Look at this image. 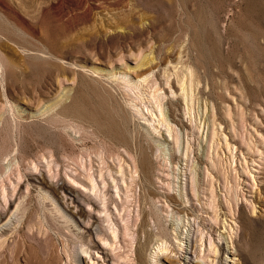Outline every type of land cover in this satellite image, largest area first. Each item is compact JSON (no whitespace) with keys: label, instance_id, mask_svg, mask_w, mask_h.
I'll use <instances>...</instances> for the list:
<instances>
[{"label":"rangeland","instance_id":"374dc122","mask_svg":"<svg viewBox=\"0 0 264 264\" xmlns=\"http://www.w3.org/2000/svg\"><path fill=\"white\" fill-rule=\"evenodd\" d=\"M180 78L191 86L189 105ZM108 90L132 114V129L161 131L152 184L135 145L114 147L91 125L90 105ZM263 109L264 0H0V203L13 193L19 201L0 226V262L264 264ZM63 183L101 206L86 202L79 221L56 191ZM142 195L156 214L145 231ZM91 213L120 244L90 236ZM32 233L49 240L51 256L32 257Z\"/></svg>","mask_w":264,"mask_h":264},{"label":"bare ground","instance_id":"6f19581e","mask_svg":"<svg viewBox=\"0 0 264 264\" xmlns=\"http://www.w3.org/2000/svg\"><path fill=\"white\" fill-rule=\"evenodd\" d=\"M124 2V1H123ZM84 12H85V10H84ZM94 15V14H93ZM138 32L136 31V30H133V33L131 34L132 35V37L135 35L136 36V34H137ZM134 38V37H133ZM135 41V40H134ZM167 41V40H166ZM40 42V41H39ZM179 47L181 46L180 44L178 45ZM178 46H177V48H178ZM182 47V46H181ZM47 50V49H46ZM174 50V49H173ZM182 50V49H181ZM180 50V51H181ZM170 51V50H169ZM177 51V50H176ZM172 52V51H171ZM182 52V51H181ZM168 53V52H167ZM53 54V53H52ZM173 55V54H172ZM183 56V55H182ZM169 57V56H168ZM186 57V56H185ZM148 58V57H147ZM165 58V57H164ZM163 58V59H164ZM191 58V57H190ZM145 59V58H144ZM159 59V58H158ZM162 59V60H163ZM166 59V58H165ZM185 59V58H184ZM167 60V59H166ZM169 60H171V59H169ZM180 60H181V58H180ZM186 60V59H185ZM188 60V59H187ZM156 60H155V58H153L152 59V63H154ZM172 61V60H171ZM13 62V61H12ZM166 62V61H165ZM179 63H180V61H179ZM181 63H182V61H181ZM11 64H13V63H11ZM9 65V64H8ZM164 65H166V64H164ZM150 66H151V64H150ZM173 66V65H172ZM14 67V66H13ZM158 67H159V64H158ZM184 68H186V67H184ZM153 69V68H152ZM175 69L177 70V67H175ZM180 69H181V67H180ZM179 69V70H180ZM190 69V68H189ZM167 70V69H166ZM169 70V69H168ZM174 70V69H173ZM175 70V72L177 73V71ZM188 70V69H187ZM207 70V69H206ZM182 71V70H181ZM169 72V71H168ZM190 72H191V70H190ZM193 72V71H192ZM201 72V71H200ZM165 74H167L166 72H164ZM184 73V72H183ZM169 74V73H168ZM179 74V73H178ZM193 74V73H192ZM115 75V74H114ZM146 75V74H145ZM149 75V74H148ZM180 75V74H179ZM186 75V74H185ZM185 75H182V77L184 78V79H186L185 78ZM191 75V74H190ZM144 76V75H143ZM169 76H171V75H169ZM173 76V75H172ZM175 76V75H174ZM127 77V76H126ZM177 77V76H176ZM179 77V76H178ZM187 77V76H186ZM146 78H148V77H146ZM145 78V79H146ZM168 78H171V77H168ZM181 79L180 78V80H179V83L182 85L181 87H182V89L181 90H183V92H185L186 93V95L184 94V96L185 97H183L185 100H186V102L185 103H187L188 105H189V96H190V93H189V88H191V86H189V88H188V86L186 85V81H184V79ZM142 79V78H141ZM188 79V78H187ZM186 79V80H187ZM132 80V79H131ZM147 80V79H146ZM145 80V81H146ZM188 81V80H187ZM189 81H191V80H189ZM194 81V80H193ZM145 84V83H144ZM179 84V85H180ZM195 84V83H194ZM192 86H193V84H191ZM197 85H198V83H197ZM157 87V86H156ZM194 87V86H193ZM113 90H115L116 91V87L114 88V87H111ZM151 88H152V86H151ZM197 88V89H196ZM195 89L196 90H199L198 88L199 87H196ZM127 89V88H126ZM136 90V89H135ZM139 90V89H138ZM149 90H150V88H149ZM152 90H153V88H152ZM191 90V89H190ZM194 89H192V91H193ZM195 90V91H196ZM100 91V90H99ZM98 91V92H99ZM162 91V90H161ZM155 92V91H154ZM160 92V91H159ZM158 92V93H159ZM103 93V92H102ZM135 93H137V92H135ZM173 93V92H172ZM176 93V92H175ZM139 94V93H138ZM155 94V93H154ZM192 94H194V93H192ZM131 95H133V94H131ZM148 95V94H147ZM151 95H152V93H151ZM156 95V94H155ZM79 96H80V94H79ZM116 96V95H115ZM158 96V94L155 96V98ZM160 96V95H159ZM158 96V97H159ZM161 96H163V95H161ZM160 96V97H161ZM94 97V96H93ZM135 97V96H134ZM143 97V96H142ZM153 97H154V95H153ZM153 97L151 96V98L153 99ZM159 97V98H160ZM100 98H101V96H100ZM137 98V97H136ZM193 98V97H192ZM141 99V98H140ZM156 99H158V98H156ZM151 100V99H150ZM153 100H155V99H153ZM159 100V99H158ZM163 100V99H162ZM191 100V99H190ZM193 100V99H192ZM138 101V100H137ZM156 101V100H155ZM154 101V102H155ZM139 102H141L140 100H139ZM157 103H159V102H157ZM251 103V102H250ZM255 103V102H254ZM140 104V103H139ZM257 104H259V102L257 103ZM263 104V103H262ZM174 105V104H173ZM186 105V104H185ZM253 105H255V104H253ZM261 105V104H260ZM135 106H137V107H139V105L138 104H135ZM144 106H145V104H144ZM153 106V105H152ZM162 106V105H161ZM187 106V105H186ZM188 107V106H187ZM252 107V106H251ZM254 107H256V106H254ZM254 107H253V110H254ZM78 108V109H77ZM250 108V107H249ZM145 109V108H144ZM150 109H151V107H150ZM154 109H158V108H154ZM189 109H191V108H189ZM252 109V108H251ZM90 110H91V113H92V117H89L90 118V122H91V125L94 127L93 129L95 130V132L97 133V135L99 134L103 139H105V140H108L109 142H111L112 144H113V146L115 147H120V146H125V147H129V149H130V147H132V145H135V148H136V150H137V158H138V164H139V167H140V171H141V174L143 175L142 176V178L144 179L143 181H145V182H149V183H151L152 184V177H151V175H152V167L154 166V159H153V153H154V149H155V146L153 145V144H155L156 143V140H157V137H160V134H158L157 132H161V131H158V128H155L154 129V131H157V132H152L151 131V129H149V130H147L146 131V133H144L143 131H141L139 128H135V129H132V126L134 127V119H133V116H132V114H130V112L125 108V106H123L122 105V103L119 101V100H114L113 99V95H112V92L110 93V91L108 90L107 92H106V95H104L101 99H99L98 101H93V105H90ZM147 110V109H146ZM188 110V109H187ZM264 110V109H263ZM148 111H150L149 109H148ZM76 112H78L79 114H81L82 116H84L85 114H86V112H85V110L84 109H82V108H80L79 106H76ZM136 112H137V110H136ZM155 112H156V110H155ZM158 112H159V110H158ZM188 112H189V110H188ZM161 113H162V115L164 114L163 113V111L161 110ZM171 114H172V110H171V112H170ZM191 113V112H190ZM264 113V112H263ZM136 114V113H135ZM141 114L142 115H146L147 113H145L144 112V110H142V112H141ZM174 114V113H173ZM137 115H138V113H137ZM140 115V114H139ZM157 115H158V113H157ZM157 117V116H156ZM163 117H164V115H163ZM147 118V117H146ZM150 119H146L147 120V122L145 123V124H149L150 123V121H151V117H149ZM162 118V117H161ZM82 119V118H81ZM163 119V118H162ZM166 119V118H165ZM156 121V120H155ZM158 121V120H157ZM159 121H161V120H159ZM181 122V121H180ZM152 123V122H151ZM155 123V122H154ZM153 123V124H154ZM162 123V122H161ZM166 123V122H165ZM182 123V124H181ZM180 124L182 125V126H184V127H188V125H186V124H184V122H181ZM151 125V124H150ZM159 125V124H158ZM161 125V124H160ZM165 125V124H164ZM155 126H156V124H155ZM154 126V127H155ZM165 126H167V124L165 125ZM169 127H170V125H168ZM169 127H167L169 130L171 129V128H169ZM146 128V127H145ZM172 130V129H171ZM170 130V131H171ZM95 133V134H96ZM171 135V134H170ZM99 138V137H98ZM101 139V138H100ZM102 139V140H103ZM227 140V139H226ZM160 141V140H159ZM161 142V141H160ZM110 143V144H111ZM44 144V143H43ZM112 146V145H111ZM158 146V145H157ZM158 147H160V146H158ZM160 148H158V150H159ZM5 155V154H4ZM3 155V156H4ZM165 155V154H164ZM165 157V156H164ZM201 159H202V157H201ZM2 172H3V170H2ZM91 177H94L93 175L91 176ZM5 178V177H4ZM8 178V177H7ZM38 179H41L40 181H39V183H40V185H43L46 189H52V186L54 187V185L52 184V183H49L48 182V180L45 178V177H38ZM33 180V179H32ZM36 182H38V180H36V179H34ZM92 181H94L95 182V180H92ZM116 181V180H115ZM114 181V182H115ZM94 182H93V185H94ZM2 183V182H1ZM27 183V182H26ZM96 184V183H95ZM100 185V184H99ZM2 186V185H1ZM23 186V185H22ZM99 187V186H98ZM102 187V186H101ZM112 187V185H110V183H109V188H111ZM118 187V186H117ZM128 187V186H127ZM82 188V187H81ZM92 188V187H91ZM54 189H56V188H54ZM57 189L58 190H56V191H59L60 192V190H63L65 193H66V195L64 194L63 195V199H65V205H67L68 206V208L70 209V208H75V209H78L77 211H75V212H73V210H71L70 209V212H72L73 214H75V218H77L79 221H81V222H84V220L82 219L83 218V216H81V215H83V213L84 212H86V209H85V207L84 206H86V202H88V203H93L95 206H101L99 203H98V201L97 200H95L93 197H92V195H90V193H89V195L87 194V195H82V194H79V193H77L76 191H74V188H73V186H68L66 183H63V184H61L60 186H57ZM94 189H95V186H94ZM93 189V190H94ZM104 189V188H103ZM96 190V189H95ZM94 190V191H95ZM100 190H102V189H100ZM99 190V191H100ZM109 190V189H108ZM104 191V190H103ZM102 191V192H103ZM53 192H55V191H53ZM96 192V191H95ZM58 193V192H57ZM97 193V192H96ZM119 193V192H118ZM156 193V191L154 190V189H152V188H149V190H148V194L149 195H153L154 196V194ZM20 194H21V192H20ZM58 195V194H57ZM155 197V196H154ZM62 198V197H61ZM170 198V200L173 202V204H175V205H179L178 204V202L176 201V200H174V197H169ZM168 198V199H169ZM17 197H15L14 196V193L11 195V198H7V199H5V204H3V206H2V204L0 203V226L4 223V221L5 220H7L6 218H8V216H9V214L11 213V211H12V208L17 204V202H19V201H17ZM63 199H62V201H63ZM116 199V198H115ZM103 200H104V198H103ZM105 203V202H104ZM114 203V202H113ZM141 204L144 206V208L141 210V215H142V218H143V220H142V223H141V226H140V230L141 231H145L146 230V227L147 226H149L148 224V216L149 215H153V216H155L156 217V214L154 213V212H150V211H148L146 208H145V206L146 205H149L150 204V201H149V199H148V197L147 196H145V195H142L141 196ZM64 205V206H65ZM20 206V205H19ZM238 206V205H237ZM24 207V209H25V206H23ZM103 207V206H102ZM23 209V210H24ZM98 209V208H97ZM22 210V209H21ZM35 210V209H34ZM25 211V210H24ZM28 211V210H27ZM186 211V210H185ZM17 212V211H16ZM15 212V213H16ZM22 212V211H21ZM31 212V211H30ZM34 212H36V211H34ZM98 212V211H97ZM90 213V212H89ZM28 214V213H27ZM30 214V213H29ZM120 214V213H119ZM91 215V219L90 220H92L91 221V223H90V225H85V227L86 228H88V233H90V236H92L93 234H100V233H103V232H105L107 235H109L110 237H113V239H115V241H118L119 242V244H120V242L122 241V237L120 236V234H117L116 233V231L114 230V232L113 231H111V232H113V235H111L110 233H109V230L110 229H107L108 230V232H107V230L106 229H104L102 226H101V224H100V220H99V216H98V213H91L90 214ZM97 215V216H96ZM24 216V215H23ZM30 216V215H29ZM29 216L27 217L28 219H29ZM31 217V216H30ZM90 217V216H89ZM26 218V219H27ZM41 218V217H40ZM249 217L247 216V214H246V212L244 211V208L242 209L241 208V211H240V220H241V222L243 223L242 225H243V227H245V223H246V220L248 219ZM35 219V218H34ZM119 219H120V217H119ZM32 220V219H31ZM31 220L29 219V223L31 222ZM253 220H254V218H253ZM252 220V221H253ZM27 222V221H26ZM32 222H34V220H32ZM31 222V223H32ZM24 223V222H23ZM28 223V222H27ZM250 225H253L254 226V221L253 222H248ZM26 224V223H25ZM25 224L24 225H22L21 227H20V233H22V237H24V239H25V241H26V244H29L28 242H29V239H27V234H25V233H23V229H25ZM114 225H115V223H114ZM31 227V226H30ZM249 227V226H248ZM1 229V228H0ZM39 229L40 228H38V232H39ZM245 229V228H244ZM257 229V228H256ZM3 230V229H2ZM31 230V229H30ZM41 231V230H40ZM120 231V230H119ZM32 232V231H31ZM45 232V231H44ZM40 233V232H39ZM6 234V230L4 231V232H2V235H5ZM34 233H32V236L30 237L31 239H32V241L34 240V243H35V241H36V244L34 245V244H30V245H28L27 247H28V249L29 248H32V249H29L30 250V254L32 255V251L33 250H36L35 251V253H33V255H32V257H34V254L35 255H37V257H40V259L42 258V259H46L47 258V256H51V255H49L50 253H49V247H48V241L49 240H47V239H45V238H43V239H38V237L37 236H35V235H33ZM149 235V234H148ZM152 235V234H151ZM29 236V235H28ZM41 236V235H40ZM48 236V235H47ZM5 237V236H4ZM51 237V236H50ZM27 239V240H26ZM51 239V238H50ZM83 239V238H82ZM112 239V240H113ZM243 239V238H242ZM22 241V240H21ZM31 241V242H32ZM115 241H113V242H115ZM3 242V241H2ZM106 242V241H105ZM23 244H24V242H22ZM50 243V242H49ZM52 243V242H51ZM106 243H108V242H106ZM25 244V245H26ZM118 244V243H117ZM213 244V243H212ZM211 244V245H212ZM241 244V243H240ZM242 244H243V242H242ZM2 245H3V243H2ZM93 245L95 246V247H97L98 249L101 247V248H103L104 249V247H102L101 245H100V242H98V239L96 240V239H94L93 238ZM113 245L114 244H111V246L113 247ZM159 245H161V244H159ZM245 245V244H244ZM33 246L35 247V249L33 248ZM25 247V246H24ZM52 246H50V248H51ZM118 247V246H117ZM116 247V249H118ZM120 247V246H119ZM146 247H147V244H140V247H139V249H140V252H142L143 250H145L146 249ZM161 247V246H160ZM241 247V246H240ZM26 248V247H25ZM239 248V247H238ZM52 249V248H51ZM157 249V248H156ZM168 249H166V248H160V250L159 251H161V252H164V251H167ZM214 250V249H213ZM240 250V249H239ZM239 250H238V252H239ZM28 251V250H27ZM53 251H54V249H53ZM158 251V252H159ZM242 251V250H241ZM23 252V251H22ZM51 252V251H50ZM84 253H88L89 251H83ZM111 252H113V251H111ZM115 252H117V250L115 251ZM121 252V251H120ZM145 252V251H144ZM157 252V253H158ZM161 252H160V254H161ZM21 253V252H20ZM53 253V252H52ZM109 253V252H108ZM108 253H107V255H108ZM138 253V252H137ZM166 253V252H165ZM27 254V253H26ZM171 254H173V253H171ZM215 254V253H214ZM243 254V253H242ZM24 255H25V253H24ZM27 255H29V252H28V254ZM110 255V254H109ZM120 256L121 257V254L119 255V253H116V256ZM138 255V254H137ZM163 255V254H162ZM15 256V255H14ZM139 256V255H138ZM138 256H137V258H138ZM1 257H3V255L1 256ZM77 259H78V257H80V254H77L76 256H75ZM120 257H118V258H120ZM5 258V257H4ZM4 258H2V259H4ZM16 258H17V255H16ZM1 259V258H0ZM1 259V260H2ZM39 259V258H38ZM76 259V260H77ZM90 259H92V258H90ZM121 259V258H120ZM139 259V258H138ZM146 259V258H145ZM163 259L165 260L166 259V261H168L167 259H169V261H170V259H171V256L169 255V256H167V255H165V256H163ZM13 260V259H12ZM28 260V259H27ZM80 260V259H79ZM175 260V259H174ZM10 259L8 260L7 259V257H6V259L3 261L4 262V264H10ZM15 260H13V262H14ZM32 261V260H31ZM30 261V259H29V262H31ZM35 261V260H34ZM33 261V262H34ZM40 261V260H39ZM52 261V260H51ZM146 261V260H145ZM37 261H35V263H36ZM78 262V261H77ZM139 262H141V264H146V263H143V257H141L140 256V259H139ZM0 263H2V262H0ZM28 263V262H27ZM52 263H54V261L52 262ZM175 263H177L176 261H175ZM174 263V264H175ZM178 263H179V261H178ZM3 264V263H2ZM14 264V263H13ZM38 264V263H37ZM40 264H41V261H40ZM45 264H46V262H45ZM49 264V263H48ZM171 264V263H170ZM179 264H182V262H180Z\"/></svg>","mask_w":264,"mask_h":264}]
</instances>
